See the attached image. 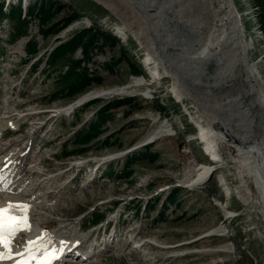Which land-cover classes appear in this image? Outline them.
I'll list each match as a JSON object with an SVG mask.
<instances>
[{"label": "rangeland", "instance_id": "rangeland-1", "mask_svg": "<svg viewBox=\"0 0 264 264\" xmlns=\"http://www.w3.org/2000/svg\"><path fill=\"white\" fill-rule=\"evenodd\" d=\"M26 1L38 4L45 0H23V8ZM57 1L66 6L45 25L51 26L72 11L79 17L58 32L53 27L47 34H42L40 28L43 25L38 17H30L28 13L32 12L29 8L24 11L18 0H0L5 14L0 22V98L9 97L15 99V103L19 100L17 109L11 111L13 115L27 111L29 107L50 110L57 105L65 106L92 90L127 84L132 80L127 58H132L139 65L144 75L137 76H143L146 81L127 93L93 97L74 107L68 115L58 114L48 120L44 115L38 119L42 121L37 127L30 128L32 125L28 121L22 123L18 131H3L1 142L29 132L36 135L33 149H37L33 156L43 157L44 168L51 173L71 170L62 179L74 177L67 188H78L89 178L92 179L88 187L76 193L71 191L72 198L70 196L63 201L64 205L57 208L52 216L56 217V221L52 218L48 225L59 227L64 235L82 229L83 232H90L93 238L98 233L97 227L103 228L108 222V241L118 242V250H123L118 253L104 252L88 264H264V218L255 193L248 202L241 197L235 167L236 162L241 160H230V155L236 150L225 147L220 148L221 152L218 149L225 163L217 167L211 178L201 185H184L186 180L195 176L198 163H211L201 148L203 144L195 137L190 139L198 128L193 120L194 101L189 97L177 101L179 97L171 96L169 89L175 82L162 69L159 70L162 79L149 77L141 60L147 56L146 48L126 28L125 39L114 32L117 25L127 26L128 21L124 17L99 0ZM233 1L237 13L241 15L246 38L252 42L250 60L261 58L264 55V0ZM18 5L22 9L20 19H27L28 22L27 32L21 36H16L13 31L15 22L7 17L11 9ZM116 5H120L122 11L130 12L120 1ZM81 17L86 22L79 21ZM131 18L139 21L142 34L150 39L152 33L146 27L145 19L142 16L138 18L137 13ZM89 24L110 31L118 38V43L113 47L105 45L101 49L103 51L91 49L90 57L82 61V66L93 78L85 91L73 96L64 93L56 96L61 89L57 78L66 66L61 70L50 69L45 60L50 58L54 47ZM31 38L38 50L27 54L25 49ZM121 47L125 49L123 60L116 63L114 61L119 57ZM81 52V47H78L75 57H81ZM60 61L56 65L60 66ZM31 62L35 67L30 66ZM261 66L264 70V61ZM214 68L211 63L209 73ZM96 77L101 81L97 82ZM146 89L148 94L144 95ZM11 99L10 102H13ZM116 99H124L125 102L110 108V117L101 121L97 117L98 109ZM161 124H168L172 133L161 130ZM87 132L91 133L90 138L94 135L87 143L74 142L77 135L83 138ZM152 135L156 137L148 142ZM73 148L75 151L72 152ZM104 156L110 159L100 163L99 159ZM75 160L82 161L81 169L70 167ZM93 167L95 170L91 171ZM222 177L225 185H230L232 190L230 198L223 195ZM251 187L254 191L253 184ZM171 190L174 191V201L165 200L166 193ZM224 201L227 202L226 207L221 206ZM119 211L121 214L117 217ZM227 213L232 214L231 218L224 217ZM99 215L101 218L94 221ZM219 225L222 229L202 235ZM150 237H156L168 246L163 250L152 244L145 246L141 239ZM99 244L101 241L93 246L97 248ZM131 245H137V248Z\"/></svg>", "mask_w": 264, "mask_h": 264}, {"label": "bare ground", "instance_id": "bare-ground-1", "mask_svg": "<svg viewBox=\"0 0 264 264\" xmlns=\"http://www.w3.org/2000/svg\"><path fill=\"white\" fill-rule=\"evenodd\" d=\"M99 1L128 21L126 27L118 25L114 27V32L125 39L126 28L138 39V43L146 48L147 56H143L141 60L149 77L162 79L159 72L162 69L166 76L175 82V85L169 89L171 96L179 97L177 101H181L184 97H189L194 101L193 120L197 124L194 123V126L198 128L190 139L195 137L199 143L203 144V146L201 145L203 151L208 155L211 163H198L195 166V176L186 180L184 185L193 187L207 182L217 167L225 163L218 149L231 147L236 152L230 155V160L234 162L237 158L241 160L235 164L240 181L241 197L248 202L253 198L252 194L255 193V200L259 203V209L264 218V70L261 66L264 55L262 54V57L256 60H250L249 51L252 48V42L246 38L240 19L241 15L237 13L234 1ZM117 1L123 3L127 9L129 8L130 12L122 11L120 5H116ZM28 3L26 1V4ZM26 4L25 8L22 6L24 11ZM5 7L7 8L8 5ZM134 13H137L138 18L142 16L145 19V25L152 33L150 39L142 34L139 21L132 20L131 16ZM171 49H176V51ZM211 63L215 65V68L212 73H209ZM145 81L143 76H133L127 84L92 90L65 106L57 105L50 110H34V107H29L27 111L14 115L11 111L17 109L16 104L18 105L19 100L15 103V99L0 98V135L1 131L6 130V125L12 126L13 131H18L21 124L28 121L32 125L30 128L37 127L42 121H38V119L44 115H46L45 120L58 114L68 115L74 107L93 97L127 93L134 90L136 86L143 85ZM143 93L147 95L148 90H144ZM10 99L13 102H10ZM161 125V130H167L169 134L172 133L169 132L168 124ZM49 130L45 131L43 135L47 134ZM155 137L156 135H152L147 141H153ZM35 139L36 135L29 132L26 135H17L13 140L8 139L5 142L0 140V178H2L0 185L6 184L8 187V191L0 192V206H6L9 202L31 205L29 212L31 230L21 231L13 238L14 252L22 251L25 241L34 240L44 232L51 235L50 248L58 249L61 242H64L65 246H73L70 247L73 257L61 254L58 260L53 261V264L79 262L88 264L104 252H121L123 248L118 250V245H116L118 242L108 241L110 234L106 232L107 229L103 230L102 226L97 227L96 237L91 238V233L83 232L82 229L76 233L70 232L64 235L60 232L59 227L48 225L50 219L53 218L56 221V217L52 216L56 214L57 208L64 205L63 201L71 196V191L76 193L78 190L88 187L92 179L89 178L78 188H67V185L73 182L74 177L63 181L62 179L71 170L67 173L65 169L54 173L46 171L43 164L44 158L33 156L37 149H33ZM31 140L32 146L29 145ZM103 158L99 159L100 163L110 159H106L105 156ZM81 162L75 160L70 167H80L81 169ZM99 164H95V166ZM97 169L98 167H96ZM220 182L224 197L230 198L232 192L230 185L227 183L228 186L225 185L224 179ZM226 204L227 202L224 201L221 206L226 207ZM231 216L232 214L228 215L227 213L224 217L231 218ZM217 229H222V225L210 229L202 235ZM98 241H101L98 247H102H93V244ZM141 241L145 246L152 244L159 248L158 250L166 249L168 246L166 243L162 244L160 240L159 242L156 237L142 238ZM137 245L131 246L137 248ZM84 246L87 247L85 251L79 252Z\"/></svg>", "mask_w": 264, "mask_h": 264}, {"label": "trees", "instance_id": "trees-1", "mask_svg": "<svg viewBox=\"0 0 264 264\" xmlns=\"http://www.w3.org/2000/svg\"><path fill=\"white\" fill-rule=\"evenodd\" d=\"M65 6L66 5L64 3H59V1L57 0H45L44 2H39L38 4L33 2L29 6V11L32 13L28 14H31L30 17H38V19L41 21L43 26H41L40 31L42 32V34H47L48 32H50V30H52L53 27L54 31L58 32L65 28L68 24H70L74 19L79 17L76 12L72 11L61 17V19H59L61 21L58 20L51 26L45 25V23L48 20H51L57 12H61L65 8ZM2 7L3 3L0 2V22L5 16L2 11ZM21 11L22 9L20 5H18L13 7L7 15L8 18L15 22L14 31L16 36L24 35L27 32L26 29L28 22H26L27 19H20ZM60 23L62 24L58 27V24ZM55 27L57 28L55 29ZM34 41L35 40L31 38L26 45V52L28 54H34L38 50ZM117 43L118 38L110 31H107L101 27L90 26L79 29L78 31L74 32L68 40L54 47L51 52L50 58L45 60L47 68L61 70L63 66H66L62 74H60L59 78H57L58 84L60 85L61 89H59V91L55 95L57 96L58 94L64 93L67 96H73L74 94H78L85 91L92 84L93 78L89 75L88 71H86V68L82 66V61L90 57L89 51L91 49L101 50L105 45L113 47ZM78 47H81L82 50L81 57H75L74 55ZM124 52L125 49L121 47L120 55L114 62H121L123 60L122 54ZM58 61H60V66L56 65V62ZM126 62L131 74H144V72H142V70L140 69L139 65L136 64L132 58H127ZM33 64L34 62L32 63V67H35V65ZM95 79L97 82L101 81L99 77H96ZM56 96H53V98H55ZM124 102V99H116L114 101H110L103 104L97 111V113L99 114L97 117L100 118L101 121L107 120L110 117L108 110L110 108L117 107ZM90 135L91 133L89 132L84 134L83 138L80 137V135H77L74 142L79 144L87 143L88 139L90 138ZM93 136L94 135L92 134L91 138ZM78 150L76 149L77 153H80V151ZM73 151H75L74 148L72 149V152ZM165 196V200L169 199L171 201H174L173 190H171L169 193H166ZM98 219L99 217H96L95 220L97 221Z\"/></svg>", "mask_w": 264, "mask_h": 264}, {"label": "snow or ice", "instance_id": "snow-or-ice-1", "mask_svg": "<svg viewBox=\"0 0 264 264\" xmlns=\"http://www.w3.org/2000/svg\"><path fill=\"white\" fill-rule=\"evenodd\" d=\"M6 191L7 185H0V192ZM30 209L31 205L27 203L9 202L6 206H0V261L15 260L16 264H53V261L58 260L64 253L66 247L64 242H61L58 249L49 247L52 239L47 232L34 240L25 241L23 250L14 252L13 238L21 231L31 230Z\"/></svg>", "mask_w": 264, "mask_h": 264}, {"label": "built area", "instance_id": "built-area-1", "mask_svg": "<svg viewBox=\"0 0 264 264\" xmlns=\"http://www.w3.org/2000/svg\"><path fill=\"white\" fill-rule=\"evenodd\" d=\"M80 21L86 22V21H84L83 19H81Z\"/></svg>", "mask_w": 264, "mask_h": 264}]
</instances>
